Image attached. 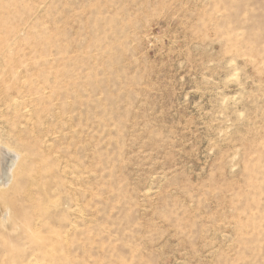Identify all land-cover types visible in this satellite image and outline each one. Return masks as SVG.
<instances>
[{"label":"rangeland","instance_id":"rangeland-1","mask_svg":"<svg viewBox=\"0 0 264 264\" xmlns=\"http://www.w3.org/2000/svg\"><path fill=\"white\" fill-rule=\"evenodd\" d=\"M3 155L0 264H264V0H0Z\"/></svg>","mask_w":264,"mask_h":264},{"label":"bare ground","instance_id":"bare-ground-1","mask_svg":"<svg viewBox=\"0 0 264 264\" xmlns=\"http://www.w3.org/2000/svg\"><path fill=\"white\" fill-rule=\"evenodd\" d=\"M8 155H10V152L8 153ZM5 155H3V158L0 159V179H2L5 183H9L12 179V174H13V169H14V166H15V161H8L6 164H5ZM1 188H4V187H1ZM6 190L2 191L1 193H5Z\"/></svg>","mask_w":264,"mask_h":264}]
</instances>
